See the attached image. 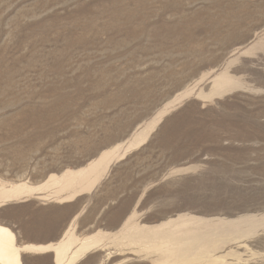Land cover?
<instances>
[{"label":"rangeland","instance_id":"374dc122","mask_svg":"<svg viewBox=\"0 0 264 264\" xmlns=\"http://www.w3.org/2000/svg\"><path fill=\"white\" fill-rule=\"evenodd\" d=\"M1 70L0 187L29 188L0 202L16 245L264 264V0H0ZM90 165L91 190L54 198L50 175Z\"/></svg>","mask_w":264,"mask_h":264},{"label":"bare ground","instance_id":"6f19581e","mask_svg":"<svg viewBox=\"0 0 264 264\" xmlns=\"http://www.w3.org/2000/svg\"><path fill=\"white\" fill-rule=\"evenodd\" d=\"M118 7H119V4H118ZM166 33L167 35H169L170 31L167 30ZM5 71L1 70L2 73L0 72V81L3 80L4 82L6 81L9 83L10 82L13 83V81H10L12 78L11 76L12 73L5 72ZM91 170H92V165H90L88 169L69 171L65 175H63L62 177L63 181L60 184L58 183L59 180H57L58 178L57 175H50L45 180L47 183L46 185L49 186V188L53 190L54 198L59 199V202H70L77 195H79L77 191H73L72 193L68 192L64 197L59 196L60 193L63 191L65 192L68 189L70 190L72 188L74 189L75 187H79L81 191L91 190L92 187L94 186V182L86 181L88 179V175ZM43 185L45 184H40V187H38V190H41ZM24 187L25 186L21 184L20 185L11 184L7 189L6 187H3V186L0 187V202H6L11 197H18V195L21 194L22 189ZM25 189L28 190L29 188L25 187ZM43 220L40 219L39 222L41 221L40 223H43L42 222ZM40 225L44 226V224H40ZM39 232L40 234L37 236H32V239L43 238L44 230H40ZM76 240L77 239L72 234H68V236L65 239H62V241L59 244L56 243L55 245L49 244V243L47 245L28 243V244L18 246L14 243V235L11 232V230H9V228H7L6 226H3L0 224V264H21L20 251L22 250L41 253V252H47L51 248L54 249L56 264H71L75 262L84 253H87L92 247L97 245L99 242V239H97L96 237L86 236L82 238V240L74 248L73 245L75 244Z\"/></svg>","mask_w":264,"mask_h":264},{"label":"crops","instance_id":"0c3cea01","mask_svg":"<svg viewBox=\"0 0 264 264\" xmlns=\"http://www.w3.org/2000/svg\"><path fill=\"white\" fill-rule=\"evenodd\" d=\"M47 245V244H46Z\"/></svg>","mask_w":264,"mask_h":264}]
</instances>
